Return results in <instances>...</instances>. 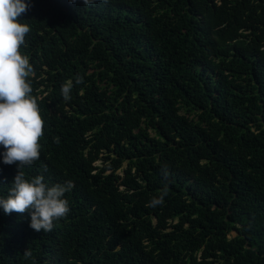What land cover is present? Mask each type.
<instances>
[{
  "label": "trees",
  "instance_id": "obj_1",
  "mask_svg": "<svg viewBox=\"0 0 264 264\" xmlns=\"http://www.w3.org/2000/svg\"><path fill=\"white\" fill-rule=\"evenodd\" d=\"M31 4L44 134L23 171L74 187L50 232L0 208V264H264V0Z\"/></svg>",
  "mask_w": 264,
  "mask_h": 264
},
{
  "label": "clouds",
  "instance_id": "obj_2",
  "mask_svg": "<svg viewBox=\"0 0 264 264\" xmlns=\"http://www.w3.org/2000/svg\"><path fill=\"white\" fill-rule=\"evenodd\" d=\"M82 2L84 6L97 0H70ZM107 4L109 0H99ZM32 7L31 0H0V146L3 147V163L17 166V173L7 198L0 197V208L6 215L12 213L30 215V228L36 232H50L58 221L70 211L65 193L73 187L71 181L49 186L44 177L38 175L31 180L25 178L23 169L31 167L40 158V137L43 136L44 121L41 118L32 92L30 80L33 74L28 57L19 49L26 44L30 26L19 22ZM83 78L77 77L76 83ZM71 80L61 87L65 101L71 99ZM47 169L45 168V171ZM167 195L165 188L159 197H153L150 206L162 204ZM24 256H31L26 250Z\"/></svg>",
  "mask_w": 264,
  "mask_h": 264
},
{
  "label": "rangeland",
  "instance_id": "obj_3",
  "mask_svg": "<svg viewBox=\"0 0 264 264\" xmlns=\"http://www.w3.org/2000/svg\"><path fill=\"white\" fill-rule=\"evenodd\" d=\"M99 162H96V165L98 164ZM117 173H119V171H117ZM235 235V233H231L230 234V236L232 237V236H234Z\"/></svg>",
  "mask_w": 264,
  "mask_h": 264
}]
</instances>
